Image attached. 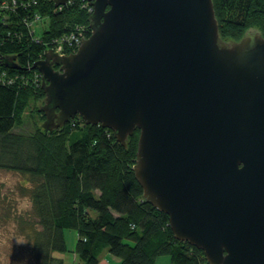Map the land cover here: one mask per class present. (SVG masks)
Listing matches in <instances>:
<instances>
[{"label":"water","instance_id":"obj_1","mask_svg":"<svg viewBox=\"0 0 264 264\" xmlns=\"http://www.w3.org/2000/svg\"><path fill=\"white\" fill-rule=\"evenodd\" d=\"M86 1L77 52L34 64L43 129L80 116L123 146L139 130L135 177L175 239L209 264H264V36L223 41L213 0Z\"/></svg>","mask_w":264,"mask_h":264},{"label":"trees","instance_id":"obj_2","mask_svg":"<svg viewBox=\"0 0 264 264\" xmlns=\"http://www.w3.org/2000/svg\"><path fill=\"white\" fill-rule=\"evenodd\" d=\"M213 1L223 41L238 42L250 30L264 36V0ZM24 2L29 6L22 7ZM17 3L0 19V57L16 56L19 65L13 70L0 63V171L26 178L20 190L32 209L23 216L10 210L9 215L23 226L30 264H64L54 254L67 253V230L78 236L76 264H101L104 253L120 264H156L163 257L171 264H209L203 251L175 239L169 217L144 198L133 170L139 130L127 146L112 131L87 125L80 116L52 132L43 127L27 136L13 132L23 125L27 110L45 98L42 84L30 81L38 73L34 64L49 44L78 27L90 36L92 15L86 0L58 8L55 0ZM37 16L40 23L48 22L41 36L28 26ZM4 72L10 79L19 77L17 82L8 84Z\"/></svg>","mask_w":264,"mask_h":264},{"label":"rangeland","instance_id":"obj_3","mask_svg":"<svg viewBox=\"0 0 264 264\" xmlns=\"http://www.w3.org/2000/svg\"><path fill=\"white\" fill-rule=\"evenodd\" d=\"M47 28L48 22L37 24L34 27L37 36H41ZM255 32L256 30H250L248 33L253 34ZM43 103L44 100L27 110L23 125L14 128L15 134L27 136L42 128L45 118L42 120L40 109L36 110L34 107H42ZM25 181L26 178L19 173L0 171V264H30L32 261L30 258L32 255L31 248L22 233L23 226L17 222L19 219H13L9 215L10 210H13L16 216H23L32 209L29 198L24 196L20 190V186H26L23 183ZM65 238L67 253H56L54 256L61 257L64 264H75L77 256L74 250L78 240L77 233L74 230H67L65 231Z\"/></svg>","mask_w":264,"mask_h":264},{"label":"built area","instance_id":"obj_4","mask_svg":"<svg viewBox=\"0 0 264 264\" xmlns=\"http://www.w3.org/2000/svg\"><path fill=\"white\" fill-rule=\"evenodd\" d=\"M30 1H35V0H30ZM17 6H18L17 0L0 1V19L3 16L5 18V11H8V10L14 11ZM25 6L28 7L29 3L28 2L22 3V7H25ZM88 7H89V12L93 13V7L91 5H89V3H88ZM40 21H41L40 17L37 16L35 19L32 20L31 23H29L28 26L31 28L33 35L35 33L34 27H35V25L39 24ZM87 34H88L87 29H85V27H78L76 30V33H73L70 36L64 37L62 40H56V41L54 40L53 43L49 44V46L45 52L52 50L53 52L57 53L59 56H63V57L70 55L72 53H75V52H77V50L81 46L83 40L89 37ZM35 40L38 43L40 42V40L38 38ZM45 52L43 53V56L41 57V59L44 58ZM1 77H5L4 79L6 81L9 80L7 83L10 85L16 83L17 81H15V80H17L19 78V77H17L15 79H10L12 77L8 78V75L5 72L2 74ZM23 79L24 78H22L21 80H23ZM30 81H32L34 83H41L42 84L41 73L38 71V73L35 75L34 79L33 80L31 79Z\"/></svg>","mask_w":264,"mask_h":264},{"label":"crops","instance_id":"obj_5","mask_svg":"<svg viewBox=\"0 0 264 264\" xmlns=\"http://www.w3.org/2000/svg\"><path fill=\"white\" fill-rule=\"evenodd\" d=\"M170 262H171L170 258L163 257V258L158 259L156 264H171ZM76 263H77V257L75 259V264ZM100 263L101 264H120V259L115 258L108 253H104L100 258Z\"/></svg>","mask_w":264,"mask_h":264}]
</instances>
